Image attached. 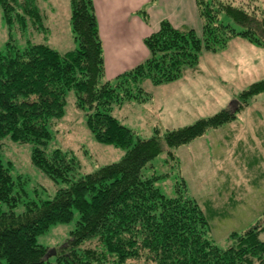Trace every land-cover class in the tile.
<instances>
[{"label":"trees","instance_id":"16d2710c","mask_svg":"<svg viewBox=\"0 0 264 264\" xmlns=\"http://www.w3.org/2000/svg\"><path fill=\"white\" fill-rule=\"evenodd\" d=\"M195 3L200 34L162 21L143 40L148 57L112 80H105L93 0H69L74 49L58 53L27 41L22 48L11 42L0 50V140L30 144L32 165L66 184L49 200L31 197L23 182L13 178L11 162H3L0 154V264H51L48 249L36 238L53 225L70 222L74 211L78 219L65 245L55 250V264H104L108 258V264H264V217L241 233L229 234V245L221 249L209 240L207 220L184 193V180L177 182L175 195L167 197L157 187L159 177L151 164L163 151L173 158L170 149L235 121L236 113L264 95V79L241 91L233 99L234 108L163 135L155 130L147 139L113 115L124 101H149L140 88L143 82L177 81L198 64L203 52L222 51L231 39L264 48V0ZM0 6L9 28L24 32L30 25L33 30L43 27L37 0H0ZM71 91L94 140L125 150L118 162L80 174L72 154L47 150L49 126L64 115ZM19 205L24 209L15 213ZM95 239L103 251L82 246Z\"/></svg>","mask_w":264,"mask_h":264},{"label":"rangeland","instance_id":"374dc122","mask_svg":"<svg viewBox=\"0 0 264 264\" xmlns=\"http://www.w3.org/2000/svg\"><path fill=\"white\" fill-rule=\"evenodd\" d=\"M37 2L45 17L43 27L33 30L30 25L24 32L6 25L0 6V50L11 42L22 48L27 41L48 45L58 53L74 49L69 0ZM262 79L264 48L234 38L222 51L203 52L198 64L186 69L177 81L156 86L143 82L140 88L150 96V101H124L113 115L137 137L147 139L155 130L163 135L221 109L234 108L236 103L232 99ZM65 101L64 115L49 126L52 138L47 150L60 149L72 154L80 174L118 162L125 150L97 143L85 126L84 113L75 105L72 91ZM240 125L246 126L247 135L240 133ZM224 126L218 135L209 134L195 143L170 149L173 158L165 150L151 162L154 175L159 177L157 187L167 197L174 196L177 182L184 180V193L198 203L207 220L209 240L221 249L229 245V234L241 233L264 217V95L253 98L243 111L236 113L234 122ZM0 143L3 162H11L13 178L23 182L31 197L49 200L66 187L32 165L30 144L20 145L7 138ZM1 209L7 210L5 204ZM23 209L19 205L14 212L21 213ZM77 219L78 213L74 211L70 222L53 225L36 238L38 245L48 249L51 264H55L53 250L59 251L65 245ZM82 246L103 251L96 239ZM110 261L108 258L104 264Z\"/></svg>","mask_w":264,"mask_h":264},{"label":"crops","instance_id":"0c3cea01","mask_svg":"<svg viewBox=\"0 0 264 264\" xmlns=\"http://www.w3.org/2000/svg\"><path fill=\"white\" fill-rule=\"evenodd\" d=\"M93 6L103 47L105 80H112L148 57L143 40L156 32L162 21L175 29L201 32L195 0H93ZM224 127L207 131L202 137L218 135ZM240 127V133L247 135L246 126Z\"/></svg>","mask_w":264,"mask_h":264},{"label":"water","instance_id":"95a60500","mask_svg":"<svg viewBox=\"0 0 264 264\" xmlns=\"http://www.w3.org/2000/svg\"><path fill=\"white\" fill-rule=\"evenodd\" d=\"M53 252L55 253V250H53ZM50 255V254H49Z\"/></svg>","mask_w":264,"mask_h":264}]
</instances>
